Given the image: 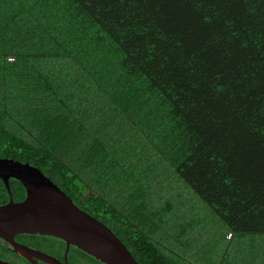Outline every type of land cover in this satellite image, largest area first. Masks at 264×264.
I'll use <instances>...</instances> for the list:
<instances>
[{"label":"trees","instance_id":"obj_1","mask_svg":"<svg viewBox=\"0 0 264 264\" xmlns=\"http://www.w3.org/2000/svg\"><path fill=\"white\" fill-rule=\"evenodd\" d=\"M29 52L68 65L72 83L90 76L103 91L94 97L107 94L123 114L140 115L136 128L147 139L156 126L162 140L149 142L227 232L264 234V0H0V157L29 162L80 208L103 222L111 216L108 226L139 264H184L172 256L177 246L160 244L154 232L178 242L186 227L173 231L156 215L152 190L141 194L133 181L104 176L111 173L104 144L95 137L79 147L75 112L55 91L43 93L55 77L23 62ZM16 62L26 66L18 76ZM75 64L82 70L75 72ZM158 119L166 127L158 128ZM105 182L135 197L128 218L107 202ZM9 186L14 201L24 198L18 180L10 178ZM8 200L0 179V204ZM15 239L63 259L61 239ZM0 258L30 264L2 239ZM66 258L104 264L75 246Z\"/></svg>","mask_w":264,"mask_h":264},{"label":"rangeland","instance_id":"obj_2","mask_svg":"<svg viewBox=\"0 0 264 264\" xmlns=\"http://www.w3.org/2000/svg\"><path fill=\"white\" fill-rule=\"evenodd\" d=\"M66 62L67 59H65ZM57 63H60V61H57ZM67 67L69 68L68 65ZM74 68L75 72L77 68L82 70L78 64H75ZM68 73L69 79H67L66 83L69 87L73 80L70 79L72 71H68ZM71 89L73 97L71 95L69 97L74 98L76 101L75 107L81 109L78 123L83 124L89 132L88 135H77L82 138V144L79 147L86 146V142L93 140L95 137L102 141L104 144L103 149L107 151V153H102V155L111 164V173L109 172V174L104 176H120L122 180L126 178L133 181L138 184L137 192L141 194L143 190H145V193L152 190V195L148 200L153 203V206L157 204L156 208L159 207V209L155 210L158 213L156 214L157 216L166 217V221L172 223L170 225L171 230L177 232L179 229L174 224L176 225L181 218H184V226L189 236H181L178 242L167 240L169 235L164 236L165 231L158 230L157 233L154 232V236L159 240L160 244L167 247L170 243L171 245L173 243V246H177L173 247L175 248L172 255L174 258H181L184 264H210L211 260L218 257L220 250L221 254L224 253V256L227 253L231 255L236 249L241 250L244 241H240V239H246L252 234H234L232 240H225L224 235L228 230L226 225L192 191L176 173L170 162L150 143H160L162 140L156 126L148 127L150 132L156 135L152 138L148 137V140L138 130L139 127L136 124V119H139L140 115L136 118L135 116L129 117L123 114L107 94L101 95L100 93V95L94 97L96 95L95 90L100 89L102 91V88L90 76L75 79ZM99 97L101 99L97 103L94 102L93 104L91 102L93 98ZM132 100L135 101V97ZM158 122V128L166 127V121L163 122L162 119H158ZM153 124L154 121H151V125ZM159 133H162V129ZM89 176L91 177L92 175ZM94 177L95 179L98 178V176ZM117 178L112 181L117 182L119 180ZM121 179L119 181H122ZM101 187L103 192L110 197L119 198L120 196H125L122 186L117 189L115 186L105 182ZM133 203L135 202L133 201ZM143 209L144 214H147L148 210L146 208ZM170 234L174 236V233ZM180 242L183 245V250L178 249ZM247 247L249 246L247 245ZM261 252H264V248ZM226 257L233 259L234 264L239 255L235 252L233 255ZM222 264H226V262H222Z\"/></svg>","mask_w":264,"mask_h":264},{"label":"water","instance_id":"obj_3","mask_svg":"<svg viewBox=\"0 0 264 264\" xmlns=\"http://www.w3.org/2000/svg\"><path fill=\"white\" fill-rule=\"evenodd\" d=\"M25 188L23 199L14 201L9 179ZM0 179L9 200L0 204V239L15 253L36 264H70L66 254L75 246L104 264H139L122 240L103 221L80 208L52 179L27 161L0 157ZM19 234H39L61 239L63 260L15 239ZM0 264H16L0 258Z\"/></svg>","mask_w":264,"mask_h":264},{"label":"crops","instance_id":"obj_4","mask_svg":"<svg viewBox=\"0 0 264 264\" xmlns=\"http://www.w3.org/2000/svg\"><path fill=\"white\" fill-rule=\"evenodd\" d=\"M39 50V48H38ZM30 54L26 56V58L23 60L28 62L31 61L37 65V72L43 76L52 74V77H55V81L51 82V85L49 87H45L47 89H44V94L46 95V91H55L58 96L65 98L67 107H69L71 110L75 111V116L76 119L78 120L79 113L81 111L80 108H76V101L74 98H71L69 96H63L62 94L67 91L68 86L67 84H64L67 79H69V73L68 71L71 72V70L66 66L64 68V65H62L61 68V63L55 62L54 59L48 58L45 55H43L41 52H29ZM23 62L14 64L13 66L15 67L13 70L18 76L20 73H22V68L26 67L23 66ZM67 70V71H64ZM58 75V79L56 76ZM58 82V83H57ZM52 88V89H51ZM56 89V90H54ZM40 94V93H39ZM46 102V98H45ZM94 104V101H91ZM40 103V102H39ZM97 103V102H95ZM35 109H36V103L33 104ZM32 105V106H33ZM40 107V104L39 106ZM35 109L32 111L34 112ZM97 110V109H96ZM72 129L74 130H79L82 135H88L89 132L85 129L83 124H79L78 121L76 124H73ZM66 131H63L64 133ZM182 228L184 226V218H181L178 223H176V226H181ZM187 230V229H186ZM181 232V231H180ZM185 236H189V233L186 231ZM234 235H231L230 232H226L224 235L225 240L227 241L228 239L232 240ZM249 239V240H248ZM243 240L244 244L241 248V250L236 249L233 251L231 255H233L235 252L238 253L239 258L234 261V264H264V252H261L264 248V234L263 235H250L246 237V239H240V241ZM247 245L249 247H247ZM230 254L227 253L226 256H231ZM224 256V253L221 254V250L219 252L218 258H215L214 260H211L209 263L210 264H222V262H226V264H233V259H230L229 257Z\"/></svg>","mask_w":264,"mask_h":264},{"label":"flooded vegetation","instance_id":"obj_5","mask_svg":"<svg viewBox=\"0 0 264 264\" xmlns=\"http://www.w3.org/2000/svg\"><path fill=\"white\" fill-rule=\"evenodd\" d=\"M88 178L92 181V180H94L95 178L94 177H90V176H88ZM14 179V178H13ZM25 193H26V191H25ZM123 193H125V196L124 197H110V196H108V195H106V200H107V202L109 203V204H112V205H114V206H116L119 210H121V212L123 213V214H121L122 215V217L124 218V219H126V218H128L129 216H130V214H131V211H133L132 209H133V205L134 204H137V202H136V199H135V197H133V200H130L129 199V196H130V194H128L127 192H125V191H123ZM120 194V193H119ZM127 201H129L128 203H127ZM133 201L135 202V203H133ZM118 203H120V204H118ZM96 217V216H95ZM96 218H98L99 220H101L100 219V217L99 216H97ZM105 222V224L108 226L109 224H114V220L112 219V217L111 216H108V217H106V218H104L103 219ZM102 221V220H101ZM109 227V226H108ZM19 242V241H18ZM22 243V242H21ZM25 244V243H24ZM27 245V244H26ZM30 246V245H29ZM32 247V246H31ZM35 248V247H34ZM36 249H38V248H36ZM40 250V249H39ZM45 252V251H44ZM47 253V252H46ZM49 254V253H48ZM50 255H52V254H50ZM54 256V255H53ZM57 257V256H56ZM59 258V257H58ZM60 259V258H59ZM26 260V259H25ZM61 260V259H60ZM63 260V259H62ZM28 263H30V264H33V263H31V262H29L28 260H26ZM13 262V261H12ZM35 262H36V264H45L44 262H42L41 260H39V259H36L35 260ZM15 263V262H14ZM17 264V263H16Z\"/></svg>","mask_w":264,"mask_h":264},{"label":"built area","instance_id":"obj_6","mask_svg":"<svg viewBox=\"0 0 264 264\" xmlns=\"http://www.w3.org/2000/svg\"><path fill=\"white\" fill-rule=\"evenodd\" d=\"M8 60H13V58L12 57H8Z\"/></svg>","mask_w":264,"mask_h":264}]
</instances>
